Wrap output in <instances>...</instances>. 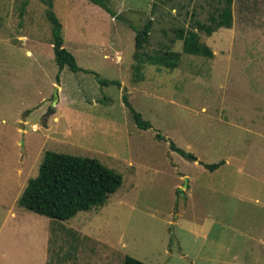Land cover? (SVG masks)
<instances>
[{
	"label": "rangeland",
	"instance_id": "374dc122",
	"mask_svg": "<svg viewBox=\"0 0 264 264\" xmlns=\"http://www.w3.org/2000/svg\"><path fill=\"white\" fill-rule=\"evenodd\" d=\"M103 1L0 0V264H264V0H233L231 28L210 36L193 21L223 0ZM47 2L76 72L54 63ZM147 22L146 51L178 53L176 68H135ZM178 29L212 58L183 54ZM46 151L96 159L121 185L66 221L26 211Z\"/></svg>",
	"mask_w": 264,
	"mask_h": 264
},
{
	"label": "trees",
	"instance_id": "16d2710c",
	"mask_svg": "<svg viewBox=\"0 0 264 264\" xmlns=\"http://www.w3.org/2000/svg\"><path fill=\"white\" fill-rule=\"evenodd\" d=\"M108 10L103 0H87ZM48 11L46 19L51 26V45L53 60L58 70L67 67L76 72L77 68L73 56L63 48L60 35L61 25L51 12V3L47 2ZM208 24L194 20V28L211 35L220 28H228L231 23V0H223L214 15L208 17ZM150 22L144 24L140 29H133L134 45L133 60L135 68L143 64L154 65L166 69L176 68L179 54L167 49L148 53L145 49L150 32ZM177 39L181 40L182 53L203 58H211L212 54L208 47L199 42L196 32L178 29ZM100 85L107 82L99 81ZM122 103L128 109L133 124L137 129L145 130L150 126L148 122L141 119L127 102L126 96H122ZM160 138V137H158ZM169 149L194 161V157L184 153L169 144ZM221 163L203 165L208 171H213ZM121 185V176L111 169L103 166L93 158L77 157L62 153L46 151L43 153L38 166L37 175L26 181L17 199V205L26 211L40 215L52 220L66 221L79 212H88L102 207L107 198L115 193ZM122 264H144L129 256H124Z\"/></svg>",
	"mask_w": 264,
	"mask_h": 264
},
{
	"label": "crops",
	"instance_id": "0c3cea01",
	"mask_svg": "<svg viewBox=\"0 0 264 264\" xmlns=\"http://www.w3.org/2000/svg\"><path fill=\"white\" fill-rule=\"evenodd\" d=\"M232 2H233V0H231V23H230V26L228 27V28H223V29H229V28H231V25H232ZM218 30V29H217ZM215 32V31H214ZM212 34V33H211ZM210 36V35H209ZM206 46V45H205ZM181 47H182V44H181ZM207 47V46H206ZM210 50V49H209ZM182 52V51H181ZM210 52H211V50H210ZM184 54V53H183ZM211 54H212V52H211ZM186 55V54H185ZM212 58V57H211ZM208 59H210V58H208Z\"/></svg>",
	"mask_w": 264,
	"mask_h": 264
},
{
	"label": "water",
	"instance_id": "95a60500",
	"mask_svg": "<svg viewBox=\"0 0 264 264\" xmlns=\"http://www.w3.org/2000/svg\"><path fill=\"white\" fill-rule=\"evenodd\" d=\"M54 98H55V95H54ZM53 106H54V101H52V102L50 103V106H49V112H52Z\"/></svg>",
	"mask_w": 264,
	"mask_h": 264
}]
</instances>
